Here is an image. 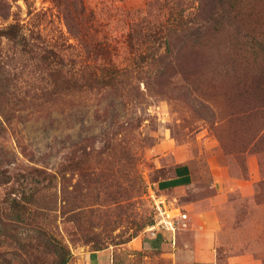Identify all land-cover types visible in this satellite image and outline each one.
Wrapping results in <instances>:
<instances>
[{
  "label": "rangeland",
  "instance_id": "374dc122",
  "mask_svg": "<svg viewBox=\"0 0 264 264\" xmlns=\"http://www.w3.org/2000/svg\"><path fill=\"white\" fill-rule=\"evenodd\" d=\"M218 1L0 0L3 235L37 240L46 230L75 264L78 248L147 231L156 215L148 188L179 160L201 177L226 157L231 185L255 189L215 206L220 264H264V199H254L264 182V0ZM201 9L220 15L216 30L184 37L185 19ZM160 57H168L162 76ZM38 171L56 180L35 195L26 186ZM12 199L27 215L18 219ZM170 201L185 218L183 200ZM34 242L14 246L16 264L36 253L47 264Z\"/></svg>",
  "mask_w": 264,
  "mask_h": 264
},
{
  "label": "crops",
  "instance_id": "0c3cea01",
  "mask_svg": "<svg viewBox=\"0 0 264 264\" xmlns=\"http://www.w3.org/2000/svg\"><path fill=\"white\" fill-rule=\"evenodd\" d=\"M181 152V151H180ZM185 153L178 155L182 158ZM220 165L199 173L192 162L179 160L171 177L152 184V188L174 202L183 200V219L175 215L174 230L149 229L130 242L101 250L89 247L74 251L75 264H220V214L216 205L231 192L253 194L250 181L235 179L231 185L227 175V159ZM209 166V165H207ZM201 179V181H200ZM199 185L201 187H199ZM204 186L215 193L207 196ZM181 213V210L176 211ZM231 264H234L231 260Z\"/></svg>",
  "mask_w": 264,
  "mask_h": 264
},
{
  "label": "trees",
  "instance_id": "16d2710c",
  "mask_svg": "<svg viewBox=\"0 0 264 264\" xmlns=\"http://www.w3.org/2000/svg\"><path fill=\"white\" fill-rule=\"evenodd\" d=\"M226 0H221L218 1V5H222V3H224ZM219 8H221L222 6H218ZM236 7V6H235ZM233 8V6L231 7ZM216 10L213 9V12L208 13L205 12L204 10H200V13L198 14V16L196 18H192V19H188L186 18V23L183 25V30H182V34L183 36H189V37H193L194 39L198 38L199 35H202L206 30L208 31H214L216 30V28L214 27V24H216V19L220 18V15L218 13L215 12ZM236 13V12H233ZM238 13V12H237ZM204 15V16H203ZM225 17V14H224ZM201 25V26H199ZM197 26V27H196ZM168 60V57H160L158 59H154V64H156L157 69H158V76H162L165 70V66H166V61ZM38 174L37 178L35 181L31 180L30 183H27L26 188H29V184L32 185V191H34L35 195H39L41 194L42 191H45L49 188H51L54 184V180H56L55 176L47 174L43 171H38L36 172ZM43 184H47L43 185ZM264 182H261L259 184V193H257L254 197V199L256 201H260L262 198L264 199ZM21 196H22V201H26L29 202L27 200H29L30 198L26 197L27 194L25 192V190H23L21 192ZM11 201V200H9ZM23 202H18L16 201V199H12V208H13V213L17 214L18 213V219H20L19 217H21V212H23V210L25 209V212L23 213V215H27V210L28 208L24 205H22ZM3 225L5 226L6 229H8L10 226H7L5 221L3 222ZM155 223V215H153V218L148 221V223L146 225H150L152 226ZM17 228V227H16ZM4 230V229H3ZM4 231L0 230V246H5L6 250H2L0 249V264H16L15 263V259H19L20 257L22 258V256L19 254L18 251H21V249H17V247L14 246H20L21 247V242H23L24 247H28L30 245H32V243H36L38 241V243L43 247V250H41V252H45V254H47V258H49V256L51 257V259L47 261V264H69L70 260H71V250L68 246H66L65 244H62L59 240L54 239L52 236L48 235L46 230H43L41 232V237L38 238L37 240H25V241H19L16 240L17 238L12 237L10 235H3ZM2 237L4 238L3 241ZM40 239H44V241H41ZM131 240H129L128 242H130ZM127 242V243H128ZM23 246V245H22ZM107 247H103V248H99V249H94V250H101V249H105ZM24 252V251H23ZM39 254H35L33 258H31V256L28 257V255L26 256V260H25V264H29V263H33V264H39V262L37 261ZM28 258L30 260H28Z\"/></svg>",
  "mask_w": 264,
  "mask_h": 264
},
{
  "label": "built area",
  "instance_id": "2783aa9c",
  "mask_svg": "<svg viewBox=\"0 0 264 264\" xmlns=\"http://www.w3.org/2000/svg\"><path fill=\"white\" fill-rule=\"evenodd\" d=\"M152 185V184H151ZM149 186L148 191L152 198V207L154 209L155 223L151 226L152 230H174L175 218L174 211L176 210L168 199L164 195H156L153 191L152 186Z\"/></svg>",
  "mask_w": 264,
  "mask_h": 264
}]
</instances>
